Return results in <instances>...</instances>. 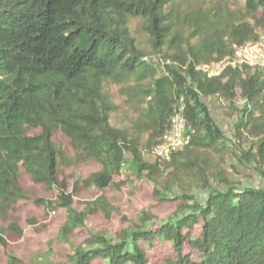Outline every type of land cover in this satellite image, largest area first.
Here are the masks:
<instances>
[{
	"label": "trees",
	"instance_id": "16d2710c",
	"mask_svg": "<svg viewBox=\"0 0 264 264\" xmlns=\"http://www.w3.org/2000/svg\"><path fill=\"white\" fill-rule=\"evenodd\" d=\"M205 2L184 11L182 0H0V248L7 264H25L11 246L24 234L22 201L47 217L67 211L58 237L71 252L44 264H264V185L240 186L226 164L237 158L264 179V71L244 65L208 77L200 69L264 36V0L235 10ZM137 20L142 41L132 29ZM109 84L121 86L136 111L128 128L112 123L118 105ZM207 99L237 116L233 142ZM179 107L191 143L168 162L147 161L144 152L162 141ZM58 132L73 154L55 142ZM88 162L101 168L75 179L69 192L64 168ZM142 180L159 200L181 201L169 218L143 210L114 235L89 229L81 245L68 239L87 229L88 214L73 207L81 190L99 189L88 213L111 218L107 189ZM37 185L54 197L39 195ZM195 190L206 199L198 201ZM157 242L167 247L162 261L151 255Z\"/></svg>",
	"mask_w": 264,
	"mask_h": 264
},
{
	"label": "rangeland",
	"instance_id": "374dc122",
	"mask_svg": "<svg viewBox=\"0 0 264 264\" xmlns=\"http://www.w3.org/2000/svg\"><path fill=\"white\" fill-rule=\"evenodd\" d=\"M198 0H182L181 9L189 11L196 9ZM218 2L228 5L231 10L241 9L244 6L245 0H206V6H214ZM132 29L137 37L142 41L143 32L141 30V22L133 21ZM112 94L113 101L118 105V109L112 113V123L119 127H130L132 121L137 117L136 111L132 106V102L128 96L121 92V86L116 84H109L107 86ZM206 102L210 106V111L215 118L217 124L221 127L224 135L231 142L234 141V128L236 123V115L233 113L224 102H217L214 99H207ZM55 142L62 144L69 155L73 154V149L70 145L69 139L58 132L54 136ZM248 148V146L246 147ZM144 157L147 161L154 162L156 158L151 152H144ZM218 159L217 155H214ZM228 167L233 166L237 171L229 168L231 179L237 182L240 186H263L264 179L259 172H257L252 165L245 166L238 161L237 158H226ZM264 166V164H263ZM101 166L96 162H88L77 164L70 168H64V176L68 179V191H72L74 180L77 178H86L92 172L98 171ZM123 178H126L123 177ZM24 185L33 186L27 176L23 180ZM37 189L39 195L47 198H53L54 192H48L42 189L41 186L34 187ZM153 184L145 181H133L130 184L124 185L120 190L107 189L106 196L114 207L113 217L107 218L103 213L94 214L88 213L87 203L96 200L101 192L97 188L83 189L79 194L74 196L73 207L78 212L88 214L87 229L75 230L68 239L77 245L89 237V229L101 230L106 229L114 235L117 231L128 225L131 221L137 219L143 210L151 211L157 219L166 220L178 208L180 200L174 199L169 202L159 200L154 194ZM198 201L202 202L206 199L207 193L198 190L192 192ZM19 216L21 218L20 224L24 230L21 239L12 243V250L20 257L25 264L41 263L47 257L56 263L63 262L66 254L71 252L69 243L63 238H59L60 228L67 220V211L65 208H58L48 217L45 210L41 207L33 205L31 202L22 201L17 206ZM35 218L38 223L30 224V220ZM167 253V247L160 242L156 243V247L152 250L151 255L160 256L162 261L164 255ZM154 259V258H153ZM7 254L3 248H0V264H7Z\"/></svg>",
	"mask_w": 264,
	"mask_h": 264
},
{
	"label": "built area",
	"instance_id": "2783aa9c",
	"mask_svg": "<svg viewBox=\"0 0 264 264\" xmlns=\"http://www.w3.org/2000/svg\"><path fill=\"white\" fill-rule=\"evenodd\" d=\"M244 65L257 66L264 71V36L245 44H235L232 54L222 60L205 63L201 65L200 69L208 77H214L228 67L235 68ZM187 129L183 108L179 107L171 117L169 128L164 133L162 141L152 148L151 154L163 162L170 161L172 153L183 150L191 143V134Z\"/></svg>",
	"mask_w": 264,
	"mask_h": 264
}]
</instances>
